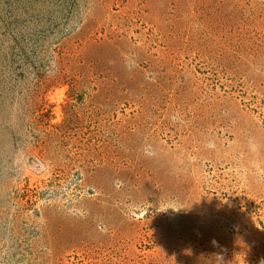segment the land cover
I'll return each instance as SVG.
<instances>
[{"label": "rangeland", "instance_id": "rangeland-1", "mask_svg": "<svg viewBox=\"0 0 264 264\" xmlns=\"http://www.w3.org/2000/svg\"><path fill=\"white\" fill-rule=\"evenodd\" d=\"M0 264H264V0H0Z\"/></svg>", "mask_w": 264, "mask_h": 264}]
</instances>
